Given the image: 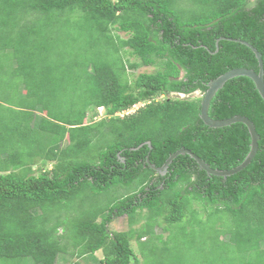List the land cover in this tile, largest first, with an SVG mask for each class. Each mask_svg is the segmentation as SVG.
<instances>
[{"label":"trees","instance_id":"1","mask_svg":"<svg viewBox=\"0 0 264 264\" xmlns=\"http://www.w3.org/2000/svg\"><path fill=\"white\" fill-rule=\"evenodd\" d=\"M235 40L260 53L264 73V0H0V112L13 120L0 115V146L9 145L0 151V264L79 261L98 251V264H264V101L251 79L228 80L208 108L213 120L253 123L258 148L246 168L209 176L188 155L164 176L149 166L181 148L214 170L246 158V126L207 127L202 98L192 97L230 70L258 72L252 50ZM151 66L129 80L127 70ZM71 81L82 83L75 96L84 99L62 111L60 92ZM141 102L135 115L115 117ZM100 107L108 118L87 124ZM38 158L53 169L34 174ZM116 189L120 198L104 211L78 205ZM69 201L80 207L76 216ZM223 214L231 224L219 222ZM122 216L130 229L108 230ZM142 218L143 230H133ZM161 226L166 240L154 231Z\"/></svg>","mask_w":264,"mask_h":264},{"label":"rangeland","instance_id":"2","mask_svg":"<svg viewBox=\"0 0 264 264\" xmlns=\"http://www.w3.org/2000/svg\"><path fill=\"white\" fill-rule=\"evenodd\" d=\"M118 35L120 37H122V38H126V35H124V34L118 33ZM59 48L60 49L62 48L61 45L59 46ZM120 57L123 59V54H121ZM128 58H129L130 61L134 60V58H131V57H128ZM155 70H157V67L156 66H151V67H141V68H139L137 70H127V72H128L129 80L133 81L138 75L143 74V73H153ZM65 85H66V88L62 89V91L60 92V98H59V101L61 102V105L59 106V108L62 111H64L67 108V106L70 105L69 104L70 100L77 102V101H80V100L84 99L83 94H82V96H83L82 99L80 97H76L75 96V94H76L75 90L77 88H81L83 86L82 83H76V82L71 81L69 83V85L67 83H65ZM1 97H3V95H1ZM85 98H86V96H85ZM0 100H1V98H0ZM136 109H137V107L134 108V110H136ZM0 113H1L0 114L1 116L5 117V123L6 124L13 123V120L11 119L10 113L7 114L6 110H4V112H0ZM94 113L97 114V115L95 116V119L91 120V116L94 115ZM37 114L39 116L42 115L41 109L37 110ZM106 118H108V117L106 115L105 109L97 108L93 112L92 111L87 112L86 122H87V124H90L91 122H99V121L104 120ZM100 130L105 134V135H102V136H106V135L109 136L110 135L109 127L103 126V127L100 128ZM97 134H96L95 131L90 132V136L91 137H93V136H95V138L99 137L100 134L99 133H97ZM102 136L99 137V138H102ZM116 139H117L116 136H112L111 137V142L116 140ZM65 145L66 144L64 143L62 146L64 147ZM22 148H23V145L21 144L19 150L22 149ZM33 148L35 149L34 144H33ZM1 149L7 151V150H9V145L6 142H4L0 146V151H1ZM24 155L25 154H21V160L23 161V163H29L30 162V157L29 156H24ZM83 160L89 161V159H83ZM35 161H36V163H34L35 165L34 166L32 165V169H33L34 174L38 173V172H43V171H50L51 169H53L54 164H55L54 162L46 161V160H43L42 158H40V159L38 158V159L34 160L33 162H35ZM121 193H122V190H120V189L111 190L109 192L103 193L100 196H94V197L92 196L93 200L90 201V202H88L85 199V197H82L81 198V202L78 203V205L81 207L83 204H85V210L86 209H88V210L99 209L100 211H104L105 209L109 208V205H111L117 199L120 198L119 196H121L120 195ZM87 196L89 197L88 194H87ZM74 202L75 201H72V205H71V202H70V206L71 207H70V211L69 212H73V215L76 216L77 213L79 212L80 207L77 204H75ZM89 204H90V206H89ZM194 207L200 209V208H203V205L198 203V205L194 204ZM56 209H58V208H56ZM56 212L58 213L59 211H56ZM69 212H68V214H69ZM36 214H39L38 211H36ZM70 215H71V213H70ZM143 215H144V213H143ZM204 215H205V213L202 212L201 215L199 214L197 219H201V218L205 219L206 216H204ZM222 218H223V220L219 218V222L221 221V223L222 222L223 223L226 222V223H229V224L232 223V219H230V217L228 215L223 214ZM96 220H97V222H99L101 220V217H99V218L97 217ZM212 221H214V219H212ZM143 223H144V220L142 218L141 220L137 221V223H135L131 228H133V230H137V231L143 230ZM203 223L206 225V231H208L207 233L208 234L211 233V231H209L208 226L206 224V220H204ZM163 225L164 224H162V226ZM162 226L154 228V231H155L156 234L162 235L163 240H166L167 234L163 233ZM109 229L111 231H113V232H126V231H128V229H130V227L128 225L126 217L123 216V217H120V218L114 220L113 224H111V225L109 224ZM145 239H143V240H145ZM227 239H228V237L226 236L224 240H227ZM160 242L162 243V240ZM130 246L133 249L134 254L136 255V258H138L139 261L141 262L142 258H141L140 251H139V248H138L136 242L135 241H131L130 242ZM184 247H186V246L181 244L179 250L183 249ZM145 249H147V247H145ZM102 259H103V255H102L101 251H98L93 256H89V257L86 256L83 259H80L79 261L76 260L75 258H71V257L65 256V255H59V259H58L56 264H72V263H75V262H77V263L80 262L82 264H98V261H100ZM163 259H165V258H163Z\"/></svg>","mask_w":264,"mask_h":264},{"label":"water","instance_id":"3","mask_svg":"<svg viewBox=\"0 0 264 264\" xmlns=\"http://www.w3.org/2000/svg\"><path fill=\"white\" fill-rule=\"evenodd\" d=\"M235 41L246 45L247 47H249L252 50V52L254 53V55L257 59V62H258V72L256 73L254 70L245 69V68L233 69V70H230V71L220 75L216 79L210 81L207 84L206 91L203 93V95H201L202 100L200 103L199 118L209 128H222V127L232 125L234 123H241L244 126H246L248 133L250 135V140H251L250 150H249L246 158L243 160V162L240 165H238L237 167H235L233 169H230V170H214L208 164H206L201 158H199L197 155H195L194 153H192L191 151H189L185 148H181L178 151H176L175 153L171 154L167 158L165 163L159 168L150 164L148 157H147L146 161H147V163H149L150 168L153 169L154 171H156L159 175L164 176L166 174L168 166L171 164V162L177 156H180V155H188L191 159H193L197 163L199 169L206 172L207 175L223 177V178L235 175L238 172L242 171L244 168H246L250 164V162L254 158V156L257 152V148H258L259 135L256 133V130H255L253 123L248 118L243 117V116H233V117L223 119V120H213L208 116V108H209V105H210L212 98L215 96L217 91L220 90L228 80L235 78V77L243 76V77H248L249 79H251L253 81L255 88L258 91L260 97L264 101V73H263V63H262L261 55L249 43L244 42V41H240V40H235ZM176 95L179 98H185L186 97L183 94H176ZM192 97H200V92H198V91L195 92L192 95ZM146 144L148 146H150L149 142H147Z\"/></svg>","mask_w":264,"mask_h":264},{"label":"clouds","instance_id":"4","mask_svg":"<svg viewBox=\"0 0 264 264\" xmlns=\"http://www.w3.org/2000/svg\"><path fill=\"white\" fill-rule=\"evenodd\" d=\"M201 93H200V97H201ZM171 96H173V97H178L176 94H171ZM187 97V96H186ZM185 97V98H186ZM166 98V96H164V95H160V96H158V97H155V100H157V101H161V100H163V99H165ZM168 98V97H167ZM179 98V97H178ZM185 98H180V99H185ZM161 99V100H160ZM147 102H141V103H138V104H135L134 106H132L130 109H128V110H126V111H119V112H117L116 114H115V117H117V118H125V117H130V116H132V115H135L136 114V112L140 109V108H142V107H144L145 106V104H146ZM139 107H138V106ZM137 107V109L136 110H134V108H136ZM100 108H102V107H100ZM128 112V113H127ZM118 113H123V115L122 116H119V115H117ZM127 113V114H126ZM93 119H95V118H93ZM123 217V216H122ZM99 218V217H98ZM118 218H120V217H118ZM118 218H114L113 219V221L112 222H110L109 224L111 225V224H113L114 223V220H116V219H118ZM109 224H108V230H110L109 229Z\"/></svg>","mask_w":264,"mask_h":264},{"label":"crops","instance_id":"5","mask_svg":"<svg viewBox=\"0 0 264 264\" xmlns=\"http://www.w3.org/2000/svg\"><path fill=\"white\" fill-rule=\"evenodd\" d=\"M58 259H59V257H58ZM57 261H58V260H57ZM26 263H27V264H29V263L32 264L31 260H29V259L26 260Z\"/></svg>","mask_w":264,"mask_h":264},{"label":"built area","instance_id":"6","mask_svg":"<svg viewBox=\"0 0 264 264\" xmlns=\"http://www.w3.org/2000/svg\"><path fill=\"white\" fill-rule=\"evenodd\" d=\"M127 113H128V112H127ZM127 113H126V114H127ZM118 114H119V116H122V115H123V113H121V114H120V113H118ZM118 114H117V115H118Z\"/></svg>","mask_w":264,"mask_h":264}]
</instances>
